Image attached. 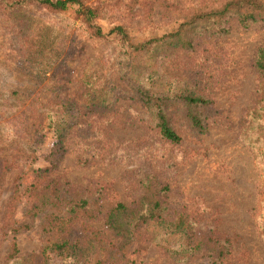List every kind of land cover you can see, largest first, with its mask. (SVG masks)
<instances>
[{"label":"rangeland","instance_id":"1","mask_svg":"<svg viewBox=\"0 0 264 264\" xmlns=\"http://www.w3.org/2000/svg\"><path fill=\"white\" fill-rule=\"evenodd\" d=\"M101 1L96 23L103 31L122 22L137 40L171 30L181 18L175 8L205 0H166L171 11L151 9L153 0ZM74 9L51 14L0 7V264H41L44 216L58 207L59 219L75 217L65 202L78 193L87 199L86 211L70 219L64 238L84 242L86 225L106 242L84 264L116 256L118 264H211L205 247L182 262L170 258L160 247V235L169 234L154 224L133 225L125 213L118 225L109 220L117 203L133 209L149 196L146 179L166 185L168 214L185 212L197 233L227 240L219 264H264V92L254 66L264 21L241 27L230 18L226 33L197 34L191 49L156 45L131 56L125 68L111 36H89ZM126 75L154 91L190 89L206 97L204 129L190 128L180 106L170 104L179 140L162 138L145 107L130 97ZM62 99L73 109L66 112ZM64 127L60 156L33 198L13 199L25 172L49 167L47 152ZM51 182L57 206L41 194ZM34 201L41 206L31 214Z\"/></svg>","mask_w":264,"mask_h":264},{"label":"trees","instance_id":"2","mask_svg":"<svg viewBox=\"0 0 264 264\" xmlns=\"http://www.w3.org/2000/svg\"><path fill=\"white\" fill-rule=\"evenodd\" d=\"M150 4L152 6L151 9L173 10L171 8L173 5L167 3L166 0H153ZM0 7L4 11L18 9L37 13L46 10L51 14L61 13L74 7L73 11L76 18L79 19L80 24L89 36L98 38L111 36L121 54L119 56L125 59V68L131 56L146 53L156 45H161L159 48L162 50H172L176 47L191 49L194 43L193 39L197 34L217 35L226 33L230 18H235L241 27H246L256 21H264V0H205L186 9L179 8L178 11L173 6L175 8L174 12H177L181 18L171 30L160 35H149L134 40L131 38L126 24L122 22L113 24L106 32L96 23V20L100 18V14L104 12L105 4L101 0H0ZM254 66L259 74L258 89L263 93L264 44L257 49ZM128 82L132 92L130 97L145 107L162 138L173 143L179 140V135L173 130L170 123L171 115L168 111L170 104L180 106L182 117L190 128L197 131L204 129L205 122L201 108L209 103L206 97L190 89H181V91L173 93L154 91L151 87H145V85L132 80L130 77ZM61 102L65 104L66 112L69 109H73L72 103L70 104L69 101L62 99ZM256 115L251 111L252 117ZM66 127L57 133L47 152L49 167L30 169L25 172L12 191L13 199L24 196L29 199L33 198V192L38 180L40 181L43 174L55 165L60 156L62 132L65 131ZM55 130L58 129L55 128ZM262 159L264 161V153ZM29 175H31L30 181L26 182L25 179ZM48 186H50L49 189L45 186L44 191L41 192L45 196L44 202L48 200L53 205H59L61 201L57 200L54 193V183L51 182ZM144 187H148L149 196L140 198L139 207L127 209L124 204L117 203L108 212L109 220L112 219V222L117 224V216L125 213L129 214L130 222L133 225L151 223L158 226L160 233L169 234L167 237L160 235L162 241L160 247L170 258L177 262H182L189 254L196 252L201 247H205L209 251L210 263L219 264L221 258L227 253V240L197 233V225L185 212L168 214L163 198L166 185L152 183L146 179ZM78 194L79 196L65 202L67 211H72L73 214L77 215L86 211L85 205L87 201L83 193ZM40 206L34 201L28 210L31 214H36L39 212ZM62 213L57 207L52 210L51 215L48 217L47 215L44 216V221H46L45 223L43 222L45 235L40 249L41 264H84L87 260L86 257L94 249L105 248L106 242L98 230L86 225L81 228L85 236L84 242L66 240L64 238L66 226L71 223L70 219L75 218L77 215L62 220L61 218L59 219ZM260 233L264 239V219L260 225ZM175 236L180 241L176 240ZM167 242L175 244L176 248L171 249ZM12 249H14V245H12ZM112 254L114 255V252ZM118 258L119 256H116L105 264H118ZM123 264L133 263L124 261Z\"/></svg>","mask_w":264,"mask_h":264}]
</instances>
